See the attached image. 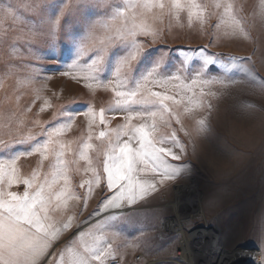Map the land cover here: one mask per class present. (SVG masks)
<instances>
[{
	"label": "snow or ice",
	"instance_id": "obj_1",
	"mask_svg": "<svg viewBox=\"0 0 264 264\" xmlns=\"http://www.w3.org/2000/svg\"><path fill=\"white\" fill-rule=\"evenodd\" d=\"M258 25L264 28V0L250 10L236 0L0 3V264H125L129 249L148 244L143 232L117 243L124 236L119 222L136 223L126 207L189 173V152L207 155V145L219 143L233 159L245 155L225 134L251 142L259 132L264 140V104L247 102L237 113L214 103L241 89L264 97L255 62L208 51L220 40L249 39ZM174 26L195 28L209 44L167 46ZM40 60L64 62L61 75L90 95L110 92L112 100L73 109L76 98L54 103L60 94L45 95V83L32 88V103L41 104L28 119L32 108L20 107L19 94L41 78L42 67L32 63ZM47 110L51 119H39ZM117 114L122 122L112 127ZM78 117L86 131L69 138ZM29 157L36 164L25 173L20 161ZM97 190L96 207L79 219ZM259 247L255 264H264V226Z\"/></svg>",
	"mask_w": 264,
	"mask_h": 264
},
{
	"label": "rangeland",
	"instance_id": "obj_2",
	"mask_svg": "<svg viewBox=\"0 0 264 264\" xmlns=\"http://www.w3.org/2000/svg\"><path fill=\"white\" fill-rule=\"evenodd\" d=\"M0 3H7V0H0ZM255 3H244V5L250 10ZM212 23H215V20ZM199 36L201 34L195 28L189 29L185 26L180 29L174 26L172 35L167 40V46L195 49L199 48L197 45L202 42L209 44L208 36H205L204 41L200 40ZM214 48L219 50L216 51ZM209 49L215 53L251 56L259 75L264 77V28L259 25L251 30L249 39H224ZM32 63L39 64L43 71L39 74L41 78H38L32 86L22 89L19 94L20 107L32 108V111L27 113L28 119L38 112L41 104L40 100L32 103V88H39L45 83L47 88L45 95L51 96L53 91L60 94V99L54 100V103L63 104L69 99L76 98L77 103L72 106L73 109H82L90 99L97 109L106 107L112 100L110 92L97 90L94 95H90L82 84L61 75L67 70L66 64L62 61L54 63L50 60H40ZM2 71L3 64L0 62V72ZM43 77L49 79L45 81ZM108 94L111 95V99ZM241 94L243 92L240 91L234 95L236 103L245 96ZM2 96L3 93L0 92V99ZM253 97L256 106L264 104V97L259 95ZM251 98L250 95L244 97L247 100ZM51 116L52 110H47L39 114V119L47 121ZM116 119L111 121L112 127L122 122L120 118ZM85 131L83 117H78L68 137H79ZM225 136L228 145L245 155L233 159L225 154L224 145L219 143L210 145L211 148L213 145V148L218 145L214 151L211 150L218 159L207 156L200 158L199 153L194 156L189 152L190 156L184 161L191 162L192 169L189 173L158 185V191L154 194L134 206L125 208L124 211L133 216L136 223L119 222L124 236L117 243H123L127 238L134 239L140 236L141 232L145 233L142 239L148 240L147 246L139 251L135 253L131 249L127 251L124 257L125 264H215V260H212L215 258L214 249L209 250L206 244V247L204 246V242L210 239L215 240L214 242L226 253L220 264H255L261 260L259 235L261 227L264 226V140L259 132L251 142H241L239 139ZM36 159L29 157L20 161L25 173L30 172L35 166ZM79 179L77 176L75 183L78 184ZM179 192L182 195L193 193L194 197L196 196L198 215L179 218L189 213L184 209L191 210V207L184 208L183 211L178 210L177 205L183 199L180 198ZM99 195L97 190L89 202L87 211L79 219L83 220L93 211L99 201ZM200 244L202 247L198 246ZM181 248H186V252L178 255L177 249ZM241 248L248 254L239 255Z\"/></svg>",
	"mask_w": 264,
	"mask_h": 264
},
{
	"label": "crops",
	"instance_id": "obj_3",
	"mask_svg": "<svg viewBox=\"0 0 264 264\" xmlns=\"http://www.w3.org/2000/svg\"><path fill=\"white\" fill-rule=\"evenodd\" d=\"M236 2L238 3V4H244V3H257V0H236ZM199 38H200V40L201 39H203V41H204V38H206L205 37V35H201V36H199ZM204 45H206L205 43H200L199 45H197L198 47H203ZM214 47H216V46H214ZM213 48V47H212ZM214 50H216V51H218L219 49L218 48H214ZM208 51L209 52H212L209 48H208ZM240 91L241 92H243V94H241V95H248L244 90H235L234 92H233V94H231V95H229V94H225L223 97H221L218 101H215L214 103H217L218 104V107L221 109V110H224V109H228L230 112H237V113H239V112H241V111H243V109H244V105H245V103H247V102H252L253 103V96H251L252 98H251V100H247V99H244V97L245 96H242L243 97V99H241V100H239L238 99V103H236L235 102V100H234V95L237 93V92H239L240 93ZM108 96H109V99H111V95L110 94H108ZM259 106L260 105H257V108H259ZM117 117L116 118H120L119 120H121L122 121V117H121V115H119V114H117L116 115ZM115 118V119H116ZM244 119H247V117L245 116L244 117ZM114 120V119H113ZM117 120V119H116ZM118 121V120H117ZM191 125H192V121L191 120H185V126L186 127H191ZM213 125H215V120H213ZM174 127H176L177 129H179V126L178 125H174ZM178 135H179V138L182 140V141H184V142H187L186 141V137L184 136V134L182 133V132H179L178 131ZM225 135H227V134H225ZM229 136V135H228ZM229 137H232V136H229ZM225 138H227L226 136H225ZM233 138V137H232ZM227 140V139H226ZM228 141V140H227ZM211 144H209V145H207V155H200V158H203L204 156H207V157H213V158H217V156H214L213 154H212V151H214V149L218 146V145H215V147L213 148V146H212V148H211V146H210ZM204 148V145H201V149H203ZM212 150V151H211ZM188 156H190V154H188L187 155V157L186 158H188ZM218 159V158H217ZM216 160V159H215ZM202 161V160H201ZM217 161V160H216ZM208 163H211V162H208ZM216 167V166H215ZM23 170H24V168H23Z\"/></svg>",
	"mask_w": 264,
	"mask_h": 264
},
{
	"label": "bare ground",
	"instance_id": "obj_4",
	"mask_svg": "<svg viewBox=\"0 0 264 264\" xmlns=\"http://www.w3.org/2000/svg\"><path fill=\"white\" fill-rule=\"evenodd\" d=\"M179 196H180V198H183L181 201L182 202H179L178 203V205H177V208H178V210H182V209H184V208H188V207H191V210H186V209H184V211L186 212V211H189V213L190 212H192V214H189V213H186V214H183V215H181L179 218H184L185 216H187V217H190L191 215L192 216H194V215H198L199 213V211H198V208H197V198H195L194 197V194L193 193H190L189 195H182L180 192H179ZM187 202V204H184V203H186ZM197 208V209H196ZM193 210H195L194 212H193ZM183 211V210H182ZM208 239H210V238H208ZM215 240H212V239H210L209 241L207 240V241H205L204 242V246H205V244H206V246H208V249L209 250H211V248H213L214 249V257L215 258H212V260H215V262L217 263V264H220V262H222L223 261V259L225 258V255H226V253H225V251L224 250H222L220 247H219V245L218 244H216L215 242H214ZM202 244V243H201ZM201 244L200 245H198V246H201ZM184 246H186V244L184 245ZM205 246V247H206ZM188 247H191V245H188ZM202 247V246H201ZM210 247V248H209ZM185 250V251H184ZM188 251H190V250H188ZM224 251V252H223ZM185 252H186V248H181V250L178 252V255H180L181 253H183V254H185ZM186 256V255H185ZM215 263V264H216ZM214 264V263H213Z\"/></svg>",
	"mask_w": 264,
	"mask_h": 264
}]
</instances>
